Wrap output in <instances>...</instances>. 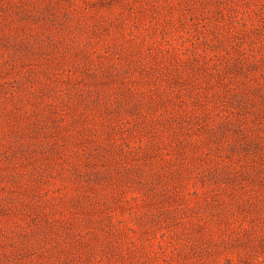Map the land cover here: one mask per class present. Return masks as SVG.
Segmentation results:
<instances>
[{
	"label": "rangeland",
	"instance_id": "obj_1",
	"mask_svg": "<svg viewBox=\"0 0 264 264\" xmlns=\"http://www.w3.org/2000/svg\"><path fill=\"white\" fill-rule=\"evenodd\" d=\"M0 264H264V0H0Z\"/></svg>",
	"mask_w": 264,
	"mask_h": 264
}]
</instances>
